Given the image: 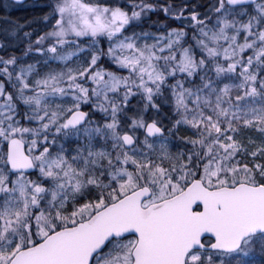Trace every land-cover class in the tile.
Here are the masks:
<instances>
[{
  "label": "snow or ice",
  "instance_id": "obj_1",
  "mask_svg": "<svg viewBox=\"0 0 264 264\" xmlns=\"http://www.w3.org/2000/svg\"><path fill=\"white\" fill-rule=\"evenodd\" d=\"M0 264H264V0H0Z\"/></svg>",
  "mask_w": 264,
  "mask_h": 264
},
{
  "label": "trees",
  "instance_id": "obj_2",
  "mask_svg": "<svg viewBox=\"0 0 264 264\" xmlns=\"http://www.w3.org/2000/svg\"><path fill=\"white\" fill-rule=\"evenodd\" d=\"M16 14H17V15H23V13H19V12H18V13H16Z\"/></svg>",
  "mask_w": 264,
  "mask_h": 264
}]
</instances>
